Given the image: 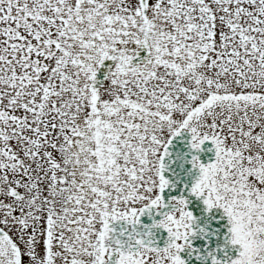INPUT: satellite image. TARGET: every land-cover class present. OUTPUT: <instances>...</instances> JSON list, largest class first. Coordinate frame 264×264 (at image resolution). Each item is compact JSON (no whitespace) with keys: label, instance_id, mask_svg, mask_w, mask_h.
Here are the masks:
<instances>
[{"label":"snow or ice","instance_id":"snow-or-ice-1","mask_svg":"<svg viewBox=\"0 0 264 264\" xmlns=\"http://www.w3.org/2000/svg\"><path fill=\"white\" fill-rule=\"evenodd\" d=\"M0 264H264V0H0Z\"/></svg>","mask_w":264,"mask_h":264}]
</instances>
